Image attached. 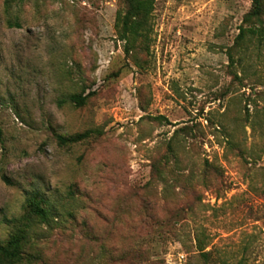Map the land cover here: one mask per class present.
<instances>
[{"label": "rangeland", "instance_id": "374dc122", "mask_svg": "<svg viewBox=\"0 0 264 264\" xmlns=\"http://www.w3.org/2000/svg\"><path fill=\"white\" fill-rule=\"evenodd\" d=\"M253 1L155 0L127 41L124 0H0V240L48 210L12 264H264Z\"/></svg>", "mask_w": 264, "mask_h": 264}, {"label": "trees", "instance_id": "16d2710c", "mask_svg": "<svg viewBox=\"0 0 264 264\" xmlns=\"http://www.w3.org/2000/svg\"><path fill=\"white\" fill-rule=\"evenodd\" d=\"M126 9L123 13L119 12L117 21L122 26V38L127 41L135 40L145 36L150 14L154 9L155 0H124ZM263 10L262 0H254L253 7L247 13L245 20L250 21L258 18ZM242 32L244 28L241 29ZM242 34V33H241ZM88 95L75 93L70 95V100L76 105L81 106L86 103ZM91 131L71 135L70 137L60 136L63 143L79 141L89 136ZM33 217L41 219L48 218V210L34 197L29 200L27 211L19 221L20 225L6 241L0 240V261L6 264L17 262L22 257V245L27 234V227L30 226V220Z\"/></svg>", "mask_w": 264, "mask_h": 264}]
</instances>
